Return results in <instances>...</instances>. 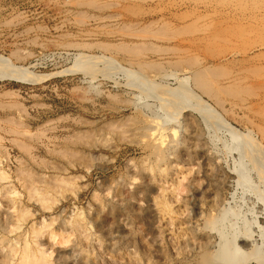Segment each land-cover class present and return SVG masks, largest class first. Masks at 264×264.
<instances>
[{
  "label": "rangeland",
  "instance_id": "rangeland-1",
  "mask_svg": "<svg viewBox=\"0 0 264 264\" xmlns=\"http://www.w3.org/2000/svg\"><path fill=\"white\" fill-rule=\"evenodd\" d=\"M0 60V264H264L235 138L130 85L183 86L264 170V0H0Z\"/></svg>",
  "mask_w": 264,
  "mask_h": 264
},
{
  "label": "bare ground",
  "instance_id": "bare-ground-1",
  "mask_svg": "<svg viewBox=\"0 0 264 264\" xmlns=\"http://www.w3.org/2000/svg\"><path fill=\"white\" fill-rule=\"evenodd\" d=\"M89 58L91 59V57H89ZM92 58H94V57H92ZM83 59L85 61V63L83 62V64L86 65L87 67H88L89 62H91V63L93 62V61L89 60L87 57H83L82 61H83ZM94 59H92V60H94ZM103 61H104V59H103ZM0 62H1V60H0ZM3 62H4V60H3ZM79 62H81V61H79ZM109 62H110V59H109ZM92 68L93 67H91L90 70H89V68H87V70L90 72L92 70ZM123 71H125V70H123ZM0 72H2V71H0ZM2 73H3L2 75H4V72H2ZM16 73L19 74L18 70L17 69H13V70L10 71L8 76L9 77H13L14 75H17ZM91 74H93V71H91ZM130 74L132 75L131 78H134V81H135L132 84L129 83L131 85V87H134L135 89H137L140 92V94L142 93V95H146V93H144V89L146 88V86H148L149 87L148 89L152 90V92H154V93H152L150 95L147 94V95H149V97H152V98L156 99L159 102L160 108L164 109L165 112L172 111L174 109V108L172 109V106L174 104H177L178 107H180L179 105H181V107L183 106L182 109L186 108L188 110H191L192 112L193 111L197 112L202 117V119L205 121L206 126H209L208 123L212 124V126H213L214 122L216 121V122H218L220 124L221 128H224L225 130H227L235 138V141H234L233 145L230 146L229 150H231V151L235 150L238 153V157L239 158H238V161L235 162V166L229 171V173L233 174L236 177V180L234 181L235 185L239 186V187H242L245 191H247V193L252 195L253 199L255 201V204L259 205L262 208V210H264V170H263V168L261 166L262 163L259 162L258 159H256L257 155L254 152V151L258 152V150H260L259 147L257 145H255L253 143V141H251L249 139L248 140L245 139V137L242 134H239L238 132H236L227 123H223L224 120L221 121V119L217 117L218 115H217L216 111L211 106L207 105V103H205L203 100H201L200 97H197L196 95H191V93L187 92V90H185L186 88L184 89L183 86H180L176 90L165 89L161 85L156 84L157 82L154 83V81L152 82V81L147 80L146 78H143L140 75L141 73H139V72H131ZM23 79L24 80H28V77L27 78L24 77ZM139 82H141L142 84H139ZM148 83L150 85H148ZM145 84H146V86H144ZM199 84H201V83H199ZM183 93L184 94H188L189 98L192 96L193 102L195 103V101H197L198 103L196 105H198L199 108H196L195 105L193 106V105H191L189 103L188 104H184V103L183 104L182 103L179 104L180 101H182L181 98H180V95L183 94ZM174 106L176 108V105H174ZM176 112H177V110H176ZM207 120L208 121L211 120V121L207 123ZM215 127L218 128L219 125L218 126H214V128ZM245 143L248 144V145H245ZM245 159H246V163L248 162L249 164H251L250 168L252 167V169H254V170L256 169L258 171V175L257 176H258L259 182H261L262 185H261V183L259 185V182L257 184H254L252 182L251 178L249 177V171L251 169L246 167L247 164H245V161H244ZM233 215L234 214L232 213V211L230 209H227L226 212L221 216V220L219 221L220 225H218L217 229H216L217 230L216 232H218V234H219L221 239H222V237H223V239H225L224 238L225 237L224 236L225 233H224V230H223V226L225 225V223L227 225H229V222H230L229 218L230 217L234 218L235 215H234V217H233ZM235 220H236L235 221V224H236V222L238 223L239 221H241V218L238 216V217H236ZM76 225L78 227H75V228H77V230H78L80 226H79L78 223ZM78 231H80V229ZM261 236L262 237L264 236V231H262V230H261V235H259V239H260ZM234 238H236V237L234 236ZM1 239H0V252L2 251V240H3V239L2 240ZM3 242H4V240H3ZM261 247H264V241L261 243ZM25 264H27V263L25 262Z\"/></svg>",
  "mask_w": 264,
  "mask_h": 264
}]
</instances>
